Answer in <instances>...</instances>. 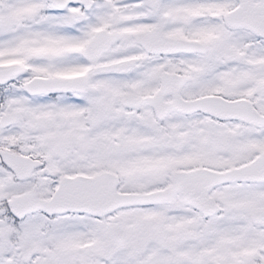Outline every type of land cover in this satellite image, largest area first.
<instances>
[{"label":"snow or ice","instance_id":"snow-or-ice-1","mask_svg":"<svg viewBox=\"0 0 264 264\" xmlns=\"http://www.w3.org/2000/svg\"><path fill=\"white\" fill-rule=\"evenodd\" d=\"M0 264H264V0H0Z\"/></svg>","mask_w":264,"mask_h":264}]
</instances>
